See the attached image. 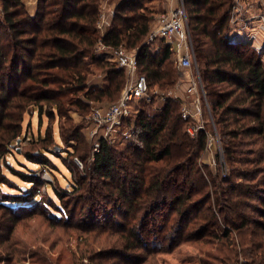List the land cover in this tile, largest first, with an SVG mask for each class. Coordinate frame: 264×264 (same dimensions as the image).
<instances>
[{
  "label": "trees",
  "instance_id": "1",
  "mask_svg": "<svg viewBox=\"0 0 264 264\" xmlns=\"http://www.w3.org/2000/svg\"><path fill=\"white\" fill-rule=\"evenodd\" d=\"M1 1L0 129L5 130L0 134V157L3 147L20 136L29 106H37L41 114L46 112L45 104H50L65 115L64 101L79 110H89L92 103L118 101L128 79L126 69L113 58L121 47L138 51L140 72L151 87L164 91L181 79L173 65L177 47L157 37L159 49L152 50L156 40L149 41L158 13L153 3L161 0H114L109 26L103 27L104 0H38L34 12L25 0ZM185 3L227 163L236 161L240 147L255 139L252 143L259 147L252 149V157L240 159L249 166L227 169L222 163L226 173L211 176V187L222 201L215 208L213 190L198 166L209 133L206 126L194 134L188 127L197 121L195 110L185 117L179 97L135 99L131 113L118 124L126 126L127 133L121 137L124 146L111 135L98 134L97 150L80 155L87 172L71 180L69 189L41 177L44 168L54 173L55 165L42 150L34 161L37 169L15 170L32 184L0 199V264L25 262L27 257L30 264H162L157 245L167 241L196 247L199 264H241L242 259L243 264H264L263 53L246 38L232 39L230 17L235 0ZM70 93L74 96L61 100ZM49 134L52 137L51 130ZM60 135L65 142L81 140L83 128L72 127L70 133L61 129ZM28 157L31 160L35 155ZM9 181L1 171L0 158V187ZM43 185L50 186L60 199L61 206L53 201L51 205L61 209L64 220L70 219L65 221L68 229L78 228L75 249L68 244L55 251L60 241L49 243L51 236L36 234L37 230L32 233L33 243L15 235L19 218L7 203L23 210L24 203L38 199ZM101 198L113 204L112 210L101 204ZM39 201L47 203L40 198L37 205ZM79 210L84 217L73 224ZM165 210L169 211L166 222L159 224ZM118 211L126 222L116 220ZM102 215L104 219L99 220ZM221 221L231 228L221 226ZM165 228L169 232L161 235Z\"/></svg>",
  "mask_w": 264,
  "mask_h": 264
},
{
  "label": "rangeland",
  "instance_id": "2",
  "mask_svg": "<svg viewBox=\"0 0 264 264\" xmlns=\"http://www.w3.org/2000/svg\"><path fill=\"white\" fill-rule=\"evenodd\" d=\"M25 2L29 6L32 12L36 10L38 0H25ZM167 3L168 0H161L157 2L155 1L153 3V6H155L158 10V13H156L155 15L154 22L156 20V17L159 16L160 13L167 10L168 8ZM114 5H115L114 0H104L102 2V12L105 14V17L101 16V20H104L107 26H109L108 18L109 15L112 13ZM250 5L251 7H249ZM185 6L188 11L186 3ZM245 8L248 10H250L249 8H251V10L257 11L256 1L249 0V2L245 3ZM0 15H3V7L1 0H0ZM155 26L156 23H153L152 30ZM190 31H191V26H190ZM150 40L153 41L156 39L151 38L150 36L149 41ZM191 43L195 55L193 67L189 69V71L182 68L178 62V58H176L177 60L173 63V65L175 66V68H177L180 71L182 76H183V72L185 74H187L188 72V75H186V77L190 76L189 79H191V77H194L195 79L198 80L199 79L198 72H199L201 83L199 82V85H197V92H195V94H189L187 92V88L189 85L187 81L189 79L188 80L186 78L184 79V77L174 87H169L168 89H164V92L170 98L173 99H176L178 97L182 98L183 104L182 106L180 105L181 109L183 108L184 105H188L189 109L193 112V110L198 109L196 104L199 106V111L202 113V118L205 121V126L207 127L208 133L210 135L209 136L210 139L208 142L207 149L198 159V163H199L198 166L204 178L208 181L207 184L210 185L211 187L212 186L211 176L216 172H221V175L224 174L223 168L221 166L222 163L226 166L227 169H229V166H235L238 168L245 169L246 166L249 165H246L244 162H241L240 159L248 158L249 156H251L252 154L250 153L252 152V149L254 150L258 148L259 144L252 143L255 139L247 142L246 145H242L240 147L239 149L240 151L239 154L237 155L236 161H233L229 164L227 163V156L225 149L223 148V141L219 132V126L217 125L215 118L212 114L210 102L207 97V93L201 73V66L199 64L192 31H191ZM157 46L158 45L154 44L152 45V48L155 49L157 48ZM126 50L132 51L129 48H126ZM262 53L264 60L263 50ZM152 88H155V86ZM73 96L74 95L70 93L69 95H64L63 97L60 98L61 100H64ZM159 98L161 99V97ZM154 99H156V97ZM195 99L197 103H194ZM114 102H116V99L110 102L105 101V103H92V107L89 110L87 109L79 110L77 106L75 105L73 106L71 104L69 105L64 101L65 103L64 108L66 109L64 113L65 115L60 114L57 106L54 105L51 106L50 104H45L44 109L46 110V112H43L41 114L37 106H33V105L29 106L28 110L23 115L22 132L20 133V136H18L12 143H10L8 145V148H6L5 146L3 147L5 152L4 154H1L0 157L1 171L4 174H6V176L9 178L10 181L8 183H3L1 185L0 199L3 198L4 194H18L19 192H21V188L26 189L31 186L32 183L23 181V179L18 175L17 171L15 170L29 172L30 168L37 169L39 165L36 164L34 161L38 157L40 150H42L44 154H47L48 157L51 158L55 164L54 166H52V170L54 171V173L51 172L50 169H47L48 172L50 173L49 175L50 181L54 180L55 185L60 187L62 186L65 189H69L71 185L70 182L71 180H74L75 178H78L80 174H85V172H87V167H86L87 165L85 161L81 159L80 155L81 154L87 155L90 153L92 154L95 149L97 138L99 136L98 134L105 132L104 129H100V128L98 129L97 132H95L96 123L93 121L92 118L93 111L97 107L109 105ZM10 110L13 111V109ZM152 111H154L153 108ZM13 119L15 120L16 118L14 117ZM243 120L249 122V119H243ZM193 124L194 123L192 124L189 123L188 127L192 126ZM75 126H79L83 128V136H81L82 137L80 138L81 140L72 139L70 140V142H65L60 135L61 129L63 131H67L68 133H70L72 127ZM118 126L120 127L121 125ZM119 127H116L112 131L111 136L115 138L116 142L119 143V145L124 146L121 137L125 136V134L127 133L126 131L124 132L123 130L124 128H126V126L122 125L121 129ZM4 130L3 128L0 129V134L3 133ZM50 130L52 131V137H50L49 134ZM252 138H256V137H252ZM75 147L77 148V150H75ZM68 150L74 152V154L73 153L69 154ZM219 152H221L220 155H218ZM29 153L35 155L34 159L31 160L29 159L28 157ZM62 156H64L65 159H63ZM8 164H10V166H12L14 170L13 169L11 170ZM68 165L73 167L74 170L73 172L70 171ZM224 165L223 167H225ZM185 171L186 169H184L182 173L185 174ZM236 179L237 177H235V180ZM197 182L200 183L201 181L197 180ZM211 190H213L212 193L213 206H215L216 208L217 207L216 205L218 203H221L222 201L218 199L217 194L215 193V190L212 187ZM219 195L222 194L219 193ZM37 198H38L37 200L43 198V200L47 202L46 205L45 204L43 205L41 201H39L37 205L36 204L37 200H36V201L24 203L26 205L25 209L20 210L17 207L18 204L11 202L7 203L9 206H12L13 209H15L13 212L15 213L17 212L18 214L19 219L17 221L18 223L16 224L17 227L15 228L14 231L15 235L21 236V238L24 240L28 238V240H30V242L33 243L34 237L32 233L37 230L39 233L36 234L41 235L43 233H47L51 236L49 243L54 242L56 239L60 241L55 251L62 248L66 249L68 244L75 249L77 245L76 234L79 232L78 228L75 225H73V229L72 228L68 229L69 226L65 225V221H69L70 219L64 220V217H61L62 215L61 209L59 207H55L51 205L53 201L56 202V206H61V201L56 196L53 189L50 186L48 187L44 185L41 186L39 189V196ZM250 201H252L255 204H258L260 202L258 201V199H252ZM100 202L103 206H106L108 210L110 209L112 210L113 204L107 203L103 199ZM207 206L208 205H206L205 208H207ZM81 214L82 212L79 210L78 212L79 217L77 216V218L74 219L73 224L78 223L79 220L78 218L84 217V214L82 215ZM167 214H169V211L165 210L163 215L158 219L159 224H163L164 222H166L164 220H166ZM122 216L123 215L121 214V212L118 211V216L116 217V220L121 219L124 220V222H126L125 219H122L123 218ZM103 219H104V215H102L99 220H103ZM194 219L192 220L195 221ZM5 220L8 221V217H6ZM53 223L54 226L51 225ZM222 224H224V221H221V226ZM224 225L229 227L227 224ZM109 228L111 227L109 226ZM167 232H169V228H165V231L163 233L161 232V235H166ZM235 233L236 231H233V234ZM5 235H6L5 232L1 233L2 237H4ZM36 246L38 247L40 246V244H37ZM157 246H160L159 248H161L158 252V258L160 259L162 264H199V251L193 245H190L188 243L175 245V243L173 244L172 241H167V243L162 245L158 244ZM98 250L100 251V249ZM243 263L245 262L242 259L241 264ZM4 264H10V262L8 260H5ZM17 264H30V259L27 257V260L25 262H19ZM238 264H240V262Z\"/></svg>",
  "mask_w": 264,
  "mask_h": 264
},
{
  "label": "built area",
  "instance_id": "3",
  "mask_svg": "<svg viewBox=\"0 0 264 264\" xmlns=\"http://www.w3.org/2000/svg\"><path fill=\"white\" fill-rule=\"evenodd\" d=\"M258 1L260 10L254 12L245 8V3L249 0H235L230 17V34L233 40L246 38L256 49L264 52V1ZM167 6V10L157 17L156 26L151 30L150 36L151 38L161 37L177 45L180 66L191 69L194 65L195 55L191 43L190 17L185 2L184 0H168ZM103 16L105 17V14L102 12ZM105 24L106 22L101 20L100 26L103 27ZM114 56L116 62L126 69L128 79L118 101L108 106L97 107L93 111L92 118L96 123L95 132L99 128L104 129L105 136L111 135L112 131L120 124L121 119L131 113L130 104L133 100L153 101L155 97H161L162 100L169 98L164 91L156 87L152 88L146 74L140 72L138 51L132 52L121 47L115 51ZM198 77L199 81L194 77L188 80L187 92L189 94L197 92V85L199 82L201 83L199 72ZM194 103H197L196 99ZM196 106L198 109L194 111V115L197 117V121L189 128L192 134L200 128H205L202 113L199 111V106L197 104ZM182 111L185 117L192 115L188 105H184ZM96 146L97 144L95 150H97ZM223 171L226 173L225 167H223ZM40 174L44 179L50 181V173L46 168Z\"/></svg>",
  "mask_w": 264,
  "mask_h": 264
},
{
  "label": "crops",
  "instance_id": "4",
  "mask_svg": "<svg viewBox=\"0 0 264 264\" xmlns=\"http://www.w3.org/2000/svg\"><path fill=\"white\" fill-rule=\"evenodd\" d=\"M256 1V7H257V11L256 10H252V11H254V12H258L259 10H260V4H259V1L258 0H255ZM251 7V6H250ZM250 10H251V8H250ZM111 13V12H110ZM158 17V16H157ZM157 17H156V20H155V22H153V23H156V21H157ZM158 39H156V41H154L153 43L155 44V45H158L157 46V48H155V50H157V49H159V42L157 41ZM166 41V40H165ZM167 43H169V44H172L173 46H176L177 47V45H175L174 43H170V42H168V41H166ZM154 44H152V45H154ZM152 50H154V48H152ZM179 57V53H178V47H177V58ZM113 58H115V56H114V54H113ZM184 69H186V70H188L189 71V69L188 68H184ZM186 75H188V72H187V74H185L184 72H183V76H182V74H181V79H180V81L182 80V78L184 77V79L186 78L187 80L189 79V77H186ZM188 82V81H187Z\"/></svg>",
  "mask_w": 264,
  "mask_h": 264
}]
</instances>
